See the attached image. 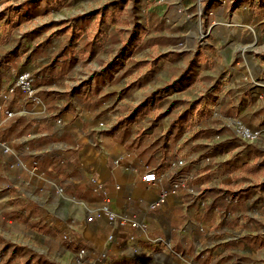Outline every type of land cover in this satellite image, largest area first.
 <instances>
[{
    "label": "crops",
    "instance_id": "1",
    "mask_svg": "<svg viewBox=\"0 0 264 264\" xmlns=\"http://www.w3.org/2000/svg\"><path fill=\"white\" fill-rule=\"evenodd\" d=\"M47 1L40 16L43 0H0V264H78L81 248L94 264H264V135L225 122L264 131V57L237 35L245 16L229 0H64L57 16ZM134 14L139 28H126ZM192 20L201 44L183 34ZM145 49L165 61L141 62ZM22 70L37 99L3 98ZM92 177L138 226L88 220L103 203Z\"/></svg>",
    "mask_w": 264,
    "mask_h": 264
},
{
    "label": "rangeland",
    "instance_id": "2",
    "mask_svg": "<svg viewBox=\"0 0 264 264\" xmlns=\"http://www.w3.org/2000/svg\"><path fill=\"white\" fill-rule=\"evenodd\" d=\"M15 1H17V0H15ZM229 1H231V3L229 4L230 7H229L228 11H232L235 14H243L245 16L244 22L238 21L235 27H236V31H237L238 36L241 32H244V31H247V33L249 34V36H248L249 41L247 42L248 45H247L246 50L249 53L255 54L257 56V58L264 57V0H229ZM47 2H48L47 0H43V3L40 5V8H42V9H40L39 11H37V10L33 11L34 8L39 7V4L33 5L31 12H33V13L40 12L41 13L40 16H43L44 15V8H49L46 6V4L48 5ZM52 2L54 4H57V6H58V10L53 8V12H52V14H55L57 16L59 11L61 10L60 8L63 7L62 3L64 2V0H56V2H54L52 0ZM200 2H202V1H200ZM199 8H202V4L199 6ZM135 14H136V11H135ZM135 14L133 15V17L128 18L130 20L125 21V27L126 28H130V29L139 28L141 23L138 22L139 19L137 16H135ZM33 22H35V21L32 20L31 23H33ZM204 27H205L204 22H201V21L193 22V20H192L191 22H189L187 24V26H185V29H184L185 31L183 34L185 36L186 35L190 36V35L195 34V30H196L197 36L199 37L197 39V43L201 44L205 41L206 36H208V33L204 31L205 30ZM187 29H189V32H187ZM133 39H134L133 35H131V37L127 38L126 45L131 47L133 44ZM164 40H165L164 38H161L159 40V45L164 46L165 45ZM152 42H153V40L149 39L148 35L145 34L143 31L140 32L138 38L135 40V44L136 45L141 44L142 49L147 48L150 45V43H152ZM113 43L116 44V38H113ZM179 43H180L179 44L180 47H182L183 44L185 43V38L179 40ZM115 47H116V45H114V44L111 45V51H112V48H115ZM200 48H203V46L201 45ZM99 53H98V56L103 55V54H99ZM133 55L136 56L137 54H134L133 52L127 53L125 60L126 61L132 60ZM165 55H166L165 53H161V52H158L157 54H153V53L150 54L148 52V50L145 49L139 55V59L141 60V62L152 61V60H158L159 62H163L166 59ZM261 55H263V56H261ZM95 56H96V54H95ZM129 58H131V59H129ZM136 59H138V58H136ZM236 60H239V58H237ZM134 73H136V74L147 73L148 74L149 73V65H146V66L143 65L136 70H130V73L126 77L127 83L133 79ZM123 85H124V83H121V82H119V84H118L119 87H122ZM144 87H142L143 89L142 88L138 89V87L132 86L130 89V94H133V92H140L141 90H144ZM145 88H147V86ZM137 99H139V98H137ZM127 102H130V101H127ZM130 104H132V103H130ZM232 119L239 120V121L243 122L245 125H247L243 120H241L239 118L228 116V117H226L225 122H226V125L228 127H231L232 129H233V126L230 124L231 123L230 121ZM247 126H249V125H247ZM254 129H260V128H254ZM263 135H264V131H263L261 136H263ZM259 138H257V139H259ZM257 139H253V140H257ZM246 140H251V139H246Z\"/></svg>",
    "mask_w": 264,
    "mask_h": 264
},
{
    "label": "built area",
    "instance_id": "3",
    "mask_svg": "<svg viewBox=\"0 0 264 264\" xmlns=\"http://www.w3.org/2000/svg\"><path fill=\"white\" fill-rule=\"evenodd\" d=\"M15 90L24 91L28 95V97L32 99L33 101L37 99L34 77L30 71L28 70L19 71L15 75V78L12 84L7 89V91L1 92V96L3 98H7L8 94L13 93ZM8 115L11 116L12 112H8ZM230 122L235 132L244 139H251V140L257 139L263 133L261 129L251 128L239 120L232 119ZM3 151L6 153L10 152L9 146L4 144ZM178 163L182 164L183 161L179 160ZM37 167H38V162L34 161L33 167L31 168V170H29V173L31 175L34 174L37 170ZM158 178H159L158 174L155 171H148L146 174L143 175L142 180L146 183H154L158 180ZM91 182L93 184V191L100 192L103 194V203L101 207L99 208V210L94 215H90L88 217V220H93L95 217H103L112 223L118 222L122 225H126L129 223L133 227L138 226L139 223L136 220L131 219L128 214L126 213L119 214L118 212L114 210V208L112 207V202L109 197V194L107 190L105 189L102 182H100L96 177H92ZM180 186H181L180 182L175 183L173 186L174 187L173 190L179 188ZM169 193H170V190H162L161 193L159 194V197L154 202L149 204V208L155 209L158 206H160L162 203H164L167 200ZM140 200H143V199L141 198ZM109 239H113V235H109ZM87 253L88 252L86 248H81L78 251L77 257H76V261L78 264H94L93 262L87 259ZM101 256L102 258H105L106 253L103 252Z\"/></svg>",
    "mask_w": 264,
    "mask_h": 264
}]
</instances>
